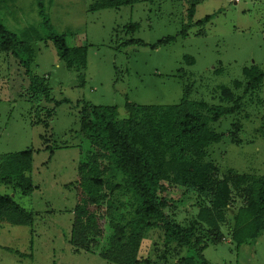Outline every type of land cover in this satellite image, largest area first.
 I'll return each mask as SVG.
<instances>
[{"label": "rangeland", "instance_id": "1", "mask_svg": "<svg viewBox=\"0 0 264 264\" xmlns=\"http://www.w3.org/2000/svg\"><path fill=\"white\" fill-rule=\"evenodd\" d=\"M99 1L18 0L12 14L0 13L14 33L34 25L42 37L51 32L64 36L69 46L87 49L86 65L68 70L51 41L30 45L29 69L47 79L51 100L36 106L28 102L24 69L11 54L0 53V156L33 152L30 193L0 182V194L33 215L29 225L0 224V264H112L99 257L98 245L76 252L68 243L77 204L97 216L105 211L104 205L89 204L80 190L77 167L89 144L79 132L77 102L121 110L126 101L169 106L186 97L230 107L220 101L219 87H227L239 98V109L209 123L219 141L205 149L203 161L213 163L220 178L230 170L264 176V77L253 91L234 87L235 81L245 83L244 68L264 72V0H137L92 10ZM38 4L49 29L40 25ZM207 16L209 21L198 24ZM133 24L137 28L129 30ZM166 38L172 41L159 44ZM62 100L67 103L54 105ZM48 110L53 111L46 119ZM40 119L48 127L34 123ZM165 188L178 220L196 212L195 194ZM233 213L232 208L221 227L224 240L208 245L203 257L211 264H264V229L255 242L237 246L228 228ZM98 222L102 228L105 220L98 217ZM157 235L150 239L157 241ZM152 241H143L139 256L164 264L155 257Z\"/></svg>", "mask_w": 264, "mask_h": 264}, {"label": "trees", "instance_id": "2", "mask_svg": "<svg viewBox=\"0 0 264 264\" xmlns=\"http://www.w3.org/2000/svg\"><path fill=\"white\" fill-rule=\"evenodd\" d=\"M17 1L0 0V13L12 14L10 9ZM136 1L100 0L91 9L119 7ZM38 6L40 25L49 29L41 4ZM193 10L191 6L190 17ZM209 20L207 16L198 24ZM136 28V24L129 26V30ZM38 41H51L68 70L84 67L87 56L86 47L69 46L62 35L50 32L42 37L34 25L14 33L0 19V53L11 54L24 69L28 102L33 106L51 101L47 79L32 75L29 69L33 59L30 45ZM170 41L171 38H166L159 44ZM243 76L245 83L235 81L234 87L249 92L257 89L264 72L255 67L244 68ZM219 90L220 101L233 106L209 107L186 97L169 106H142L126 101L121 110L77 102L79 132L89 144L84 160L77 167L80 190L89 204L104 205L105 211L97 216L83 204L75 206L68 237L74 251H93L98 245L99 257L109 263L153 264L150 257L139 254L143 241H152L151 236L158 233L157 241H152L150 246L161 263L211 264L202 253L208 245L224 240L221 227L232 208L233 223L228 227L232 241L241 246L257 240L264 229V176L230 170L220 178L218 168L203 161L205 149L219 141L209 123L239 109V98L229 88L222 86ZM61 103L67 101L54 105ZM52 111H47L46 119ZM34 123L48 127L41 119ZM32 156L29 150L1 155L0 182L23 194L30 193L33 187L28 174ZM166 186L195 194L200 202L190 218L178 220L174 210L170 212L174 208L172 200L163 195ZM98 217L105 220L102 228ZM32 220L33 215L13 198L0 194V224L24 226ZM183 251H186L184 255Z\"/></svg>", "mask_w": 264, "mask_h": 264}]
</instances>
